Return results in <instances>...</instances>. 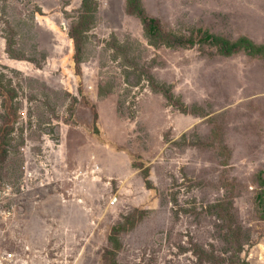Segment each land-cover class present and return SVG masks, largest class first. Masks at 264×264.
Wrapping results in <instances>:
<instances>
[{
  "label": "rangeland",
  "instance_id": "obj_1",
  "mask_svg": "<svg viewBox=\"0 0 264 264\" xmlns=\"http://www.w3.org/2000/svg\"><path fill=\"white\" fill-rule=\"evenodd\" d=\"M0 206L57 264H264V0H0Z\"/></svg>",
  "mask_w": 264,
  "mask_h": 264
},
{
  "label": "built area",
  "instance_id": "obj_2",
  "mask_svg": "<svg viewBox=\"0 0 264 264\" xmlns=\"http://www.w3.org/2000/svg\"><path fill=\"white\" fill-rule=\"evenodd\" d=\"M24 169L25 180H32V182L38 180L36 173L28 171L27 167ZM41 189H44V186L41 185ZM12 208L0 206V225L4 226V234L8 237L5 242L13 245L11 248H3L0 241V264H57L58 259L67 258L63 256L67 254L64 250L57 253L56 247H49L56 241L52 231L57 228L58 221L54 215L52 221L48 220L39 224V230L33 228L30 231L31 228L27 226L26 211H35V209L30 210L19 206ZM1 234L2 231H0ZM39 238H43L42 246L35 247L33 242Z\"/></svg>",
  "mask_w": 264,
  "mask_h": 264
}]
</instances>
